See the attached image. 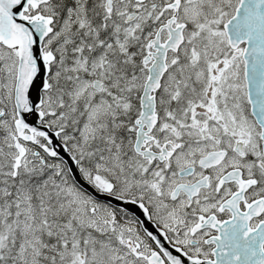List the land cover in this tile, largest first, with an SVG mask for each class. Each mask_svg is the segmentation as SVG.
<instances>
[{"label":"snow or ice","instance_id":"obj_1","mask_svg":"<svg viewBox=\"0 0 264 264\" xmlns=\"http://www.w3.org/2000/svg\"><path fill=\"white\" fill-rule=\"evenodd\" d=\"M0 264H264V0H0Z\"/></svg>","mask_w":264,"mask_h":264},{"label":"water","instance_id":"obj_2","mask_svg":"<svg viewBox=\"0 0 264 264\" xmlns=\"http://www.w3.org/2000/svg\"><path fill=\"white\" fill-rule=\"evenodd\" d=\"M146 226L149 228V230L155 232V229L152 224L146 222ZM162 239V238H161ZM167 247V245H165Z\"/></svg>","mask_w":264,"mask_h":264}]
</instances>
